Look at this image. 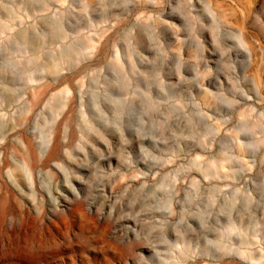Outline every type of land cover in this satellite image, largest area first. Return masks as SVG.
I'll return each mask as SVG.
<instances>
[{"label":"rangeland","instance_id":"374dc122","mask_svg":"<svg viewBox=\"0 0 264 264\" xmlns=\"http://www.w3.org/2000/svg\"><path fill=\"white\" fill-rule=\"evenodd\" d=\"M0 264H264V0H0Z\"/></svg>","mask_w":264,"mask_h":264},{"label":"bare ground","instance_id":"6f19581e","mask_svg":"<svg viewBox=\"0 0 264 264\" xmlns=\"http://www.w3.org/2000/svg\"><path fill=\"white\" fill-rule=\"evenodd\" d=\"M77 212L78 213H80V214H82L81 212V210L79 209V210H77ZM94 219V218H93ZM54 231V230H53ZM73 238V235H72V233H65L64 235H63V237H59V240L57 241L58 243H59V241L60 242H64L63 244H71L72 242H70V240H73L72 239Z\"/></svg>","mask_w":264,"mask_h":264}]
</instances>
